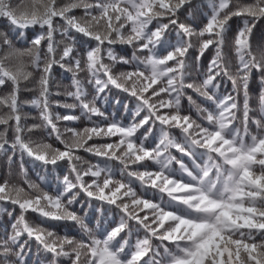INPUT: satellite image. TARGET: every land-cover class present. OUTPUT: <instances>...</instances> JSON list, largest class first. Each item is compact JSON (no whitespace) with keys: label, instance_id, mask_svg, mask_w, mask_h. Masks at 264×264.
Returning a JSON list of instances; mask_svg holds the SVG:
<instances>
[{"label":"snow or ice","instance_id":"snow-or-ice-1","mask_svg":"<svg viewBox=\"0 0 264 264\" xmlns=\"http://www.w3.org/2000/svg\"><path fill=\"white\" fill-rule=\"evenodd\" d=\"M0 264H264V0H0Z\"/></svg>","mask_w":264,"mask_h":264}]
</instances>
